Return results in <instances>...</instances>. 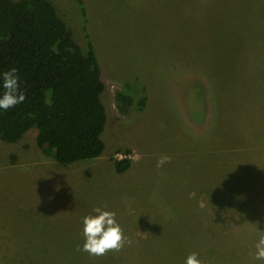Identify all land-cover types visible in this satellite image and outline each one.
<instances>
[{"label": "rangeland", "instance_id": "rangeland-1", "mask_svg": "<svg viewBox=\"0 0 264 264\" xmlns=\"http://www.w3.org/2000/svg\"><path fill=\"white\" fill-rule=\"evenodd\" d=\"M49 1L93 44L105 150L62 165L35 129L0 139V264H184L191 252L264 264L250 255L264 230V0H83L85 27L75 0ZM118 91L146 95L143 110L120 109ZM162 155L171 160L158 168ZM120 156L131 160L123 173ZM97 206L115 211L131 244L78 250Z\"/></svg>", "mask_w": 264, "mask_h": 264}, {"label": "trees", "instance_id": "trees-1", "mask_svg": "<svg viewBox=\"0 0 264 264\" xmlns=\"http://www.w3.org/2000/svg\"><path fill=\"white\" fill-rule=\"evenodd\" d=\"M75 2L85 27L83 0ZM11 68L17 69L26 99L7 111L0 109L1 140L14 143L35 129L37 146L62 165L103 154L107 114L93 44L86 39L82 47L49 0H0V96L5 91L2 74ZM115 97L125 112L134 104L143 110L147 100L144 95L132 103L123 91ZM113 163L118 173L131 166L129 158ZM211 191L224 209L229 202L224 192Z\"/></svg>", "mask_w": 264, "mask_h": 264}, {"label": "clouds", "instance_id": "clouds-1", "mask_svg": "<svg viewBox=\"0 0 264 264\" xmlns=\"http://www.w3.org/2000/svg\"><path fill=\"white\" fill-rule=\"evenodd\" d=\"M2 75L5 91L0 96V109L7 111L16 104L24 102L26 93L20 88L16 68H11ZM170 160V156L162 155L157 160V167H162ZM92 212L94 214L85 215L82 219L84 243L82 249L78 246V250H83L93 256H103L110 251L118 252L126 243H132L117 222L115 211L97 206ZM256 237L254 251L250 255L254 260L264 261V230L257 228ZM184 264H208V262L201 260L198 253L191 252L185 258Z\"/></svg>", "mask_w": 264, "mask_h": 264}, {"label": "built area", "instance_id": "built-area-1", "mask_svg": "<svg viewBox=\"0 0 264 264\" xmlns=\"http://www.w3.org/2000/svg\"><path fill=\"white\" fill-rule=\"evenodd\" d=\"M124 157H125V156H124ZM117 159H118V160H119V159H123V156H120V157H119V158H117Z\"/></svg>", "mask_w": 264, "mask_h": 264}]
</instances>
